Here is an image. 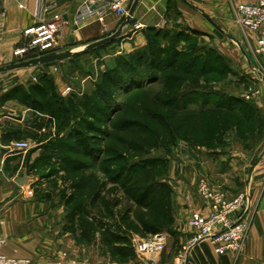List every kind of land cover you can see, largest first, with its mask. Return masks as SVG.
I'll return each instance as SVG.
<instances>
[{
	"label": "crops",
	"instance_id": "1",
	"mask_svg": "<svg viewBox=\"0 0 264 264\" xmlns=\"http://www.w3.org/2000/svg\"><path fill=\"white\" fill-rule=\"evenodd\" d=\"M21 1L0 0V12H5L0 17V64L12 59L24 30L40 21L39 0H27L26 6ZM86 1L48 0L56 8L45 12L44 18L57 12L65 14L57 51L85 50L93 42L114 34L123 23L118 14L107 13L77 24L76 15ZM258 1L140 0L132 21L124 27L121 45L128 51L142 48L147 43L146 31L181 25L197 32L203 45L241 66L243 54L249 61L246 50L254 52L258 34L241 26L237 7ZM261 68L264 70V55ZM19 70L12 75L27 79L35 72L34 67ZM22 81L0 76V235L6 239L1 252L9 257L29 258L33 264H148L135 253L132 244L136 237H144L137 233L131 236L124 224L114 225L108 217V211L113 216L114 206L107 201L113 198L108 196L107 178H99L107 182L99 197L98 184L91 182L87 209L93 224H83L81 211L72 206L76 190L66 180L62 160L41 162L48 169L35 174L37 159L48 150L50 141L64 132L57 127L47 130L43 125L50 116L36 118L33 107L20 103ZM257 81H261L256 84L262 95L256 103L264 112V80ZM36 125L51 134L40 143L32 137ZM236 132V128L226 132L224 144L217 147L188 140L175 147L169 165L175 220L168 228L170 237L161 255L163 263L172 264L194 233L190 225L193 213L211 212L210 205L199 195V180L205 178L213 189L224 191L230 198L246 194V206L234 215L235 220L247 224L245 248L236 258L234 253L218 255L210 240H206L192 249L187 264H233L234 260L237 264H264V146L262 143L247 150ZM19 142H28L29 147L19 148ZM24 175L25 181L19 182ZM120 195L123 200V192ZM99 202L104 203L105 224L98 223ZM123 204L124 201L118 204L121 213ZM105 230L115 235L103 239L99 231Z\"/></svg>",
	"mask_w": 264,
	"mask_h": 264
},
{
	"label": "rangeland",
	"instance_id": "2",
	"mask_svg": "<svg viewBox=\"0 0 264 264\" xmlns=\"http://www.w3.org/2000/svg\"><path fill=\"white\" fill-rule=\"evenodd\" d=\"M182 27L175 25L169 28L170 36L168 38L151 40L152 42H149L146 36V45L132 51L122 47V36L98 48L74 50L77 54L64 61L49 65L31 66L34 67L35 72L27 79L12 75L21 72L19 69L0 73V76H5L8 79L23 80V89L20 92L19 101L27 107H33L31 105L32 96L46 100L48 94L51 93L54 97L62 99L68 113L62 131L67 136L73 128L81 130L82 150L80 153L82 156L80 155V157L83 160L87 159L84 154L85 145L97 141L99 146L107 147L106 154L103 156L105 159L110 157L118 159V161H111L109 165L110 167L115 166L113 169L115 174L123 167L124 170L125 168L129 169L130 174L134 175L133 178L141 179L137 187H130L129 194L127 188L121 185L120 180H115L112 185H110L109 180L107 184L108 196L112 195L113 197L112 201L111 199L107 201L109 205L113 204L114 206V215L109 216L110 212L108 211V217L114 225L124 224L131 236L137 233L141 237L148 238L157 233H165L168 238L170 237L168 228L172 226L175 220L173 217V186L170 182L169 173L171 157L175 154V147L188 138L191 139L194 136V138L201 140L202 128L205 124L199 111H178L176 105H172L170 101L163 102L161 99L179 94L192 85L191 88L199 89L203 95L209 93L206 96L211 97L214 102L218 100L217 95L222 93L252 101L258 107L264 120L263 109L256 103L262 95L259 85L256 84L261 82L257 80L263 81L261 76H264V70L261 68V56L252 52L251 49H247L246 54L249 61L244 58L243 54L241 66L233 63L227 57L229 63L224 75L218 73L202 74L199 71L202 61L197 62V59L200 58V53L206 51L208 47L203 45L200 35L194 33H189V36H192L191 39H187L185 35L176 38V33ZM28 44L29 39L23 33L21 41L12 51V59L2 61L0 66L31 58L34 52L27 49ZM181 50L184 54L177 55L180 61L191 59L197 63L198 67L192 69L190 73L186 72L188 71L186 66L177 71L166 68L169 63H172L177 52ZM191 50L192 54L189 52ZM143 53L146 54V58H142L141 54ZM207 58L213 60L215 56L210 53ZM147 69H153V72L163 80L149 87V80L140 79L142 84H147L145 89L140 90L132 88L133 85L125 87V89L120 88L122 78H128L133 71ZM170 74H178L180 82L173 83L171 80L167 82ZM37 86L45 88V93L35 90ZM73 102H78L77 109L74 110L76 114L73 112ZM119 107H123L122 111L113 113ZM33 111H35L36 118L50 116L49 120L45 121L44 125L42 124L47 130L53 127L59 129V120L62 114L54 115L52 109L41 110L35 107H33ZM127 120L134 121L126 124ZM187 121L188 127L192 128V131L189 130V134L186 129ZM126 125L129 128H126ZM246 126L243 125L241 128H246ZM121 128L126 131L123 133ZM133 128H137V130H132ZM147 130L151 133L146 132ZM241 130V133L238 131L236 133L247 150L256 148L262 143L264 146V123L262 128L252 131L253 133L247 129ZM109 132H112L111 139L106 144L101 143V138H104ZM48 135L51 134L48 131H43L42 126L37 127L36 125L33 129L32 137L37 143L47 139ZM95 136L99 138L95 140ZM204 136L206 137V135ZM75 138L73 136L69 142H76L78 137ZM121 158L123 159L121 160ZM154 165H161V170H151L150 167ZM47 169L39 165L35 174L40 175ZM105 169L104 165L103 170ZM97 174L98 179L105 175L102 172ZM101 181L105 182L104 179ZM68 182H72V179H68ZM101 183L98 184V189L106 187L105 183L103 185ZM150 184L155 185L157 190L156 199L153 201L154 203L152 202L156 207L143 209L135 203L133 198L141 190H147ZM89 191L90 187L83 190V195L86 197ZM121 192H123V200L121 199ZM86 199L88 198L86 197ZM121 201H124L123 213L118 207ZM103 206L104 203L100 204L99 202V215L101 216L98 218L99 224H104L105 219H107ZM83 222H86L84 218ZM151 226L160 227V229L153 231ZM99 234L103 237L104 231H99ZM138 240L140 238L136 237L132 243L137 255L136 243ZM236 256L237 254H235V258ZM233 264H237L235 260Z\"/></svg>",
	"mask_w": 264,
	"mask_h": 264
},
{
	"label": "trees",
	"instance_id": "3",
	"mask_svg": "<svg viewBox=\"0 0 264 264\" xmlns=\"http://www.w3.org/2000/svg\"><path fill=\"white\" fill-rule=\"evenodd\" d=\"M124 19L125 18H123V21ZM182 28L180 31L176 33V38H180L181 36L185 35L187 39H191L192 36H189V33H194V34L196 33L195 35H198L197 32H194L189 28L186 27H184V29ZM169 34H170L169 29H150L146 31V36L149 39V42L151 40H157L160 38H168L170 36ZM189 52L192 54V50ZM210 53H212L215 56L213 60L207 58ZM178 54H184V52L182 50L178 51L172 63H169L166 66V68L177 71V70H182V67L186 66L188 68V71L186 72L190 73L192 72V69L198 67L197 63H194L193 60L191 61V59L180 61L178 59L179 56H177ZM37 56L38 54L34 53L31 56V58ZM141 56L142 58H146V54L144 53L141 54ZM199 56L200 58L197 59V62L202 61V66L199 69V71L202 74L218 73L220 75H224L225 71L227 70V65L229 63V60L226 56L222 55L217 50L211 48H206V51L201 52ZM153 71H154L153 69H147V70H137L131 72V75L128 78L121 79L122 83L120 84L121 85L120 88L125 89V87H131V85H133L132 88H138V90L145 89V87H147V84H142L141 81H139L140 79L149 80L150 81V85H148L149 87L154 84L156 85V83L161 82L163 79L160 76L158 77ZM170 80L173 83L180 82L178 78V74H170L166 81L168 82ZM191 86L192 85H190V88L187 87L186 90H183L181 93L176 94L170 98L161 99V101L163 102L170 101L172 105H176L175 107L178 111L197 110L202 114L203 122L205 124H203V128H202L203 132L201 135V140L196 139L193 136L191 137V139L188 138L187 139L188 141L195 144H203L209 147H217L224 144L225 133L228 130L233 129V127L237 128V131L239 133H241L242 131L241 129H247L250 133H253L252 131L260 129V127L261 128L263 127L264 120L260 115L258 107L255 106L252 101L246 100L242 97L235 96L232 94L226 95L225 93H222L221 95H217L218 100L214 102L211 97L206 96L209 93L203 95L202 91L194 87L191 88ZM35 90H39L40 92L45 93L44 92L45 88H42L41 86H37ZM77 104L78 102H73L74 113H75L74 110L77 109L76 108ZM31 105L35 108H40L41 110L52 109L54 115L62 114L61 119L59 120L58 130L59 132H61L64 129L67 120L66 115L68 113L65 109V105H63L62 103L61 98L54 97L51 93L48 94L46 100H43L36 96H32ZM122 109L123 107L116 108L113 111V113L116 111H122ZM56 119L58 120V117ZM131 121L134 120H127L126 124H129V122ZM188 125L189 123L187 121L186 129L188 130L187 133L189 134V130L192 131V128H189ZM243 125H247L246 128H241ZM125 127L129 128L127 127V125ZM132 130H137V128H133ZM71 131L72 132H69L67 136L66 134H64L61 137H56L54 140H51L48 150L45 151L37 159L35 165L38 167L39 165H41V162L43 163L44 161H46V163H48L53 158H58L62 160L63 168L67 172L66 180L72 179L71 186L76 190V198L74 197L73 199L74 204H72V206L73 208L75 207L77 210L79 209L81 211V221L83 224H88V223L93 224V221L91 222L88 219V209H87L89 202L88 199L90 197V191L89 193L86 194V197L88 198L86 199V197L83 195V190L88 189V187H90L91 182L93 183L96 182L97 184L102 182L101 179H98L97 173L99 172L104 173L105 175L103 176H105V178H107L108 181L110 180L114 182L115 180H120L121 185L127 188L128 194L130 192V187L131 188L137 187L138 182L140 183L141 179L133 178L134 175L130 174L129 169L125 168L124 170L123 167L118 171L117 174H115L113 170L115 166L110 167L109 165L111 161H115V160L118 161V159L116 158L112 159L111 157L105 159L103 156L104 154H106L107 147L99 146L97 144V141L90 142L85 145L84 154L87 156V159L83 160L80 157L81 155L80 152L82 150L81 130L80 129L75 130L73 128ZM121 131L124 133L126 130L124 128H121ZM146 132L151 133V131L149 130H147ZM111 133L112 132H109L108 134H106L104 138H101V143L106 144V142H108L109 139H111L112 136ZM204 135H206V137ZM73 136L74 138L78 137L77 141L70 143L69 141L73 139ZM97 138L99 137L95 136L94 139L97 140ZM139 145L142 146V144ZM122 159L123 158H121V160ZM104 165L106 167L105 170H103ZM161 167H162L161 165H157V166L154 165L151 166L150 168L151 170L153 169L159 171L161 170ZM144 169L147 168L144 167ZM104 181L105 182L101 183L102 185L104 183L106 185L107 182L105 179ZM86 191L88 192V190ZM100 191L101 188L98 189V197L100 196ZM156 193L157 190L155 189V185L150 184L147 190H141L140 192L137 193V195H134L133 200L139 207L143 209L144 208L154 209L156 206L155 204H152V202L155 201L156 199ZM112 215H114L113 211H112ZM83 218L85 219L86 222H83ZM159 229L160 227L151 226V230L153 231H158ZM113 234L114 233L105 230L102 238L110 239Z\"/></svg>",
	"mask_w": 264,
	"mask_h": 264
},
{
	"label": "built area",
	"instance_id": "4",
	"mask_svg": "<svg viewBox=\"0 0 264 264\" xmlns=\"http://www.w3.org/2000/svg\"><path fill=\"white\" fill-rule=\"evenodd\" d=\"M27 0H22L21 5L26 6ZM133 0H88L79 9L76 15V23L92 18H102L107 13H116L122 18L129 14ZM40 21L24 30V35L29 39L28 50L37 53L38 56L57 51L58 35L65 22L64 12L54 13L49 18H44V13L56 8L55 3L48 0H39ZM5 15L0 12V17ZM238 22L244 28L252 30L258 34L254 53L264 55V0L255 3H241L237 7ZM22 149L29 147L28 142L16 143ZM199 195L206 201L211 212L203 215L194 212L190 225L194 228V233L189 240L179 249L172 264H187V260L192 249L199 243L210 240L214 251L218 255L228 253L241 254L245 248L247 234V224L242 220H235L234 215L240 213L246 206V194L242 193L237 197L230 198L222 190L211 187L205 178H201L198 183ZM167 235L157 233L148 238L138 240L136 250L141 260L148 264H165L161 260V255L167 247ZM6 239L0 235V264H33L29 258L9 257L1 252Z\"/></svg>",
	"mask_w": 264,
	"mask_h": 264
},
{
	"label": "water",
	"instance_id": "5",
	"mask_svg": "<svg viewBox=\"0 0 264 264\" xmlns=\"http://www.w3.org/2000/svg\"><path fill=\"white\" fill-rule=\"evenodd\" d=\"M139 1L140 0H134L132 2L130 10H129V14L126 16L123 23L121 24L119 29L114 34L107 36L101 40L93 42L92 44H90L88 46V48H86V50L105 45L111 41L116 40L120 36H122L124 27L132 21V17H133V15L137 9ZM76 54H77V52L72 50V49H67L64 51L49 52V53H46V54H43V55H40L37 57L29 58L27 60H22L19 62H14V63L8 64V65L0 66V73L19 69V68L37 66V65H49V64H52L55 62L64 61L68 58L73 57ZM261 77L264 80V76L262 75ZM26 177H27V175H24L22 178H20L21 180H19V182L25 181ZM21 183H23V182H21Z\"/></svg>",
	"mask_w": 264,
	"mask_h": 264
}]
</instances>
